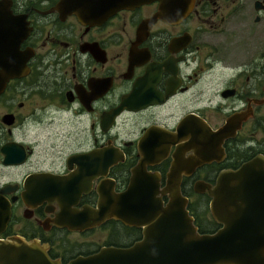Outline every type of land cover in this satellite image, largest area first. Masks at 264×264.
Listing matches in <instances>:
<instances>
[{
    "label": "flooded vegetation",
    "instance_id": "af4514ba",
    "mask_svg": "<svg viewBox=\"0 0 264 264\" xmlns=\"http://www.w3.org/2000/svg\"><path fill=\"white\" fill-rule=\"evenodd\" d=\"M4 1L27 68L0 92V201L10 204L0 240L37 243L61 264L132 244L123 227L141 228L114 217L85 228L59 217L67 204L96 207L103 187L125 190L136 166L160 188L174 167L194 223L207 225L192 193L209 210L221 172L255 157L264 166V0H147L94 22L78 0ZM108 147L120 157L104 171ZM34 173L61 184L27 203ZM93 230L108 240L86 238Z\"/></svg>",
    "mask_w": 264,
    "mask_h": 264
},
{
    "label": "water",
    "instance_id": "95a60500",
    "mask_svg": "<svg viewBox=\"0 0 264 264\" xmlns=\"http://www.w3.org/2000/svg\"><path fill=\"white\" fill-rule=\"evenodd\" d=\"M75 12L80 19L94 22L121 7H131L147 0H78ZM165 2V0H161ZM7 2H0V92L7 80L26 71V56L19 52L22 33L10 22ZM13 18V17H12ZM21 29V28H20ZM116 111L109 113L115 115ZM152 153V146H150ZM108 167L120 153L107 149ZM99 160V153H93ZM16 161L7 157V162ZM93 173L98 172L95 167ZM173 167L166 185L160 177L145 174L137 166L127 188L121 192L99 189L97 206L83 209L63 207L59 223L70 227H91L114 217L141 228V237L128 246H102L97 252L79 255L66 264H264V166L255 157L238 168L225 170L208 189L209 208L220 226L212 232H199L187 209V197L179 189V175ZM66 182V179H65ZM61 184L57 176L34 173L25 180L23 198L48 196L47 188ZM49 185V186H48ZM3 190L6 188H2ZM9 185H7V191ZM65 199L78 192H60ZM162 194L168 199L164 202ZM10 204L0 201V225L8 221ZM0 264H61L34 242L21 239L0 240Z\"/></svg>",
    "mask_w": 264,
    "mask_h": 264
},
{
    "label": "rangeland",
    "instance_id": "374dc122",
    "mask_svg": "<svg viewBox=\"0 0 264 264\" xmlns=\"http://www.w3.org/2000/svg\"><path fill=\"white\" fill-rule=\"evenodd\" d=\"M205 194H195V193H192V196H193V200L195 202V208H196V212H198V215H201L202 218H211L210 217V211L207 209V204H206V201H205ZM205 212H207V216L206 217V214ZM200 213V214H199ZM208 220L210 223L207 224L208 227H212V224H211V221ZM214 220V219H213ZM202 223H205V221L203 220ZM95 238L97 239L98 241H102V239H107L108 240V234H106V232L103 233V231L101 230H93V232H91L88 236H86V238ZM78 239H81L82 236H77Z\"/></svg>",
    "mask_w": 264,
    "mask_h": 264
},
{
    "label": "trees",
    "instance_id": "16d2710c",
    "mask_svg": "<svg viewBox=\"0 0 264 264\" xmlns=\"http://www.w3.org/2000/svg\"><path fill=\"white\" fill-rule=\"evenodd\" d=\"M188 207V209H189V206H187ZM197 213V216H198V212H196ZM200 214V213H199ZM196 223V225H197V227H198V230L200 231V232H211V231H213L214 230V226L213 227H208L207 225H204V224H202L200 221H195ZM212 223H214L215 224V222L214 221H211ZM113 225L114 226H116V222H114L113 223ZM124 229H122V232H124V234L126 235H131V236H128L129 238H132L130 241H132V240H134V238L135 239H137V238H140L141 237V230L139 229V228H136L137 229V233H138V235H136L135 234V231L134 230H132L130 227L129 228H126L125 226L123 227ZM134 231V232H133Z\"/></svg>",
    "mask_w": 264,
    "mask_h": 264
}]
</instances>
